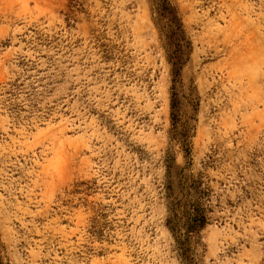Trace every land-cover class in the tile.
<instances>
[{
  "label": "rangeland",
  "instance_id": "rangeland-1",
  "mask_svg": "<svg viewBox=\"0 0 264 264\" xmlns=\"http://www.w3.org/2000/svg\"><path fill=\"white\" fill-rule=\"evenodd\" d=\"M76 1L0 0V261L184 264L166 186L199 179L195 260L264 264V0H171L175 82L158 0Z\"/></svg>",
  "mask_w": 264,
  "mask_h": 264
},
{
  "label": "trees",
  "instance_id": "trees-1",
  "mask_svg": "<svg viewBox=\"0 0 264 264\" xmlns=\"http://www.w3.org/2000/svg\"><path fill=\"white\" fill-rule=\"evenodd\" d=\"M76 0H71V5ZM155 22L165 37L168 60L171 63L173 81H177L188 61L192 44L187 37L186 28L177 7L171 0H158ZM174 107V104H173ZM189 153V151H187ZM172 160L173 157H172ZM170 168V166H169ZM170 174V171H168ZM201 180L192 179L183 186L181 197L175 196L172 181L166 186L169 215L167 225L171 230L175 248L184 264H199L193 251V237L209 223L208 209L201 203ZM0 264H3L0 261Z\"/></svg>",
  "mask_w": 264,
  "mask_h": 264
}]
</instances>
